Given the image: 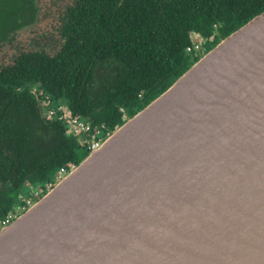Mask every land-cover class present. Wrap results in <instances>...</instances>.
<instances>
[{"label":"water","instance_id":"1","mask_svg":"<svg viewBox=\"0 0 264 264\" xmlns=\"http://www.w3.org/2000/svg\"><path fill=\"white\" fill-rule=\"evenodd\" d=\"M0 264H264V11L4 227Z\"/></svg>","mask_w":264,"mask_h":264},{"label":"trees","instance_id":"2","mask_svg":"<svg viewBox=\"0 0 264 264\" xmlns=\"http://www.w3.org/2000/svg\"><path fill=\"white\" fill-rule=\"evenodd\" d=\"M3 6L2 29L16 30L18 17L23 25L30 23L7 9H26L36 19L34 0H0ZM55 8L60 41L53 52L20 50L0 68V219L16 203L6 199L8 192L26 183L54 184L61 168L88 154L62 122L47 119L49 110L67 107L73 117L114 131L201 57L187 51L191 32L213 39L205 54L262 13L264 0H68ZM112 63L116 87L106 81L97 95L95 78L112 75ZM43 95L51 99L44 110L38 100ZM39 124L52 137L34 144Z\"/></svg>","mask_w":264,"mask_h":264},{"label":"flooded vegetation","instance_id":"3","mask_svg":"<svg viewBox=\"0 0 264 264\" xmlns=\"http://www.w3.org/2000/svg\"><path fill=\"white\" fill-rule=\"evenodd\" d=\"M49 4L47 6H43L40 3V0H34L35 2V6L38 7V11H37V15H36V19L35 21L33 20V18H31V13L29 11H27L26 9H22L17 11L16 9L14 10H8V14L9 15H14L18 13H21V16L24 18V21H30L29 24L27 25H23V21H21V19L18 17L16 20V30L12 31L9 28L6 29H2L0 27V68L7 65L8 61L5 58V54L4 51L6 50V47H15L16 49H18V51L21 50L22 51H28V50H32L33 48H38V50H44V51H49L50 50H54V48L56 47V45H54V43L56 44V42H59V30H58V15L54 12L56 11L55 5H63L64 2H60L57 0H48ZM65 1V0H64ZM5 9L6 6H3L0 8V16L6 15L5 13ZM45 21H47L48 26H49V30L48 32L45 33H37L36 31V26L37 24H41L44 23ZM23 25V26H21ZM30 30V34L26 35V31ZM21 35H26V39L25 41H23L22 39H20ZM32 35V36H31ZM46 36L49 40L53 43L52 47L50 48H45L42 42H48L45 41L43 39V37ZM203 39V38H202ZM202 44L200 45V49L198 51L195 52V55H198L201 53V51H206L207 50V46L208 45H212L213 44V39L209 38L207 41L206 40H202L201 42ZM22 48V49H20ZM19 53V52H18ZM17 56V55H16ZM14 56V57H16ZM13 57V58H14ZM13 58L10 60V62L13 60ZM37 88L34 87L32 89L33 93H36ZM42 95V93H40ZM39 100V104L42 108V110H44L47 105L51 104V99L43 96H40ZM43 115L45 117V113L43 111ZM55 121V120H52ZM60 122L63 123V126L65 128V132L66 134L69 133V125L67 123L66 120H61ZM83 141H85V136L81 135ZM85 150V149H84ZM49 183H45L41 186H34L32 184L26 183L20 190H16L14 192H8L6 195V199H8L9 201H16L15 205H13L11 207V209L8 212L11 211H17V207L19 205H23L26 200H31L33 203H35L37 200H39V198L47 191L46 187ZM9 191V190H8ZM35 191H39V197H35L33 196V193ZM7 206L6 203L3 204V209H5ZM7 212V213H8Z\"/></svg>","mask_w":264,"mask_h":264},{"label":"built area","instance_id":"4","mask_svg":"<svg viewBox=\"0 0 264 264\" xmlns=\"http://www.w3.org/2000/svg\"><path fill=\"white\" fill-rule=\"evenodd\" d=\"M202 40L204 39H201L194 43L191 42V47L187 48V51L191 52L193 50L195 54V52L200 49ZM56 110H57V113H55V111L49 110L48 115L46 116L47 119L49 120L52 119L55 121L66 120L69 125L68 134L72 135L73 137L78 138L79 144L81 145V147H83L88 152L98 149L103 144L105 139L109 136V134L107 133L108 132L107 128L104 124L99 125V126H93L90 122L85 121L82 118L73 117L72 114L68 112L67 107L63 108L61 106V107H58ZM81 135L85 136V141H83ZM74 168H75V165H70L68 167L61 168L56 175L55 183L48 184L46 187V190H47L46 192H48L56 183H58L65 175L70 173ZM33 196L39 197V191H35L33 193ZM33 204L34 203L31 200H26V202L23 205H19L17 207V211L14 210V211L6 213L3 216V218L0 219V231L4 227L9 225L12 221H14L22 213L27 211Z\"/></svg>","mask_w":264,"mask_h":264},{"label":"rangeland","instance_id":"5","mask_svg":"<svg viewBox=\"0 0 264 264\" xmlns=\"http://www.w3.org/2000/svg\"><path fill=\"white\" fill-rule=\"evenodd\" d=\"M68 0H65L63 5L67 2ZM40 3L43 5V6H47L49 4V1L48 0H40ZM56 13V11H54ZM57 14V13H56ZM49 30V26H48V23L47 21H45L44 23H41V24H37L36 26V31L37 33H45V32H48ZM30 30H27L26 31V35H29ZM26 35H21L20 39H22L23 41H25L26 39ZM32 36V35H31ZM43 39L45 41H48L49 39L44 36ZM44 45L45 48H50L52 47L53 43L51 41H48V42H42ZM22 49V48H20ZM18 49H16L15 47H6V50L4 51V54H5V58L6 60L8 61L7 64L10 63V60L18 55ZM49 52H53L49 49ZM204 55V51L202 50L201 53L199 54V56H202ZM115 80H116V66L112 63V75L110 72H107L105 73L104 75H97L96 78H95V82H94V91L97 93V95L102 92L103 89H105L107 87V82L110 81L111 85L113 86V88L116 87L115 85ZM105 81V82H104ZM110 85V86H111ZM101 94V93H100ZM51 119V118H50ZM108 134H110L111 132H107ZM52 135H51V132L47 129H44V128H41V124H39V130H36L32 133V142L34 144H40V143H43V142H46V141H49L51 139Z\"/></svg>","mask_w":264,"mask_h":264}]
</instances>
